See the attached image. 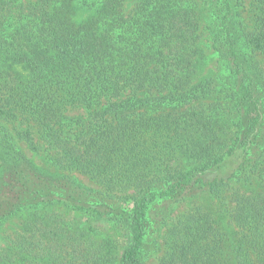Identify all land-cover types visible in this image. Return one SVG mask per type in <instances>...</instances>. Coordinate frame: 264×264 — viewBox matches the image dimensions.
<instances>
[{"label": "trees", "instance_id": "trees-1", "mask_svg": "<svg viewBox=\"0 0 264 264\" xmlns=\"http://www.w3.org/2000/svg\"><path fill=\"white\" fill-rule=\"evenodd\" d=\"M151 257L264 264V0H0V264Z\"/></svg>", "mask_w": 264, "mask_h": 264}, {"label": "rangeland", "instance_id": "rangeland-1", "mask_svg": "<svg viewBox=\"0 0 264 264\" xmlns=\"http://www.w3.org/2000/svg\"><path fill=\"white\" fill-rule=\"evenodd\" d=\"M27 153H28L30 156H32V157L35 159L36 162L41 163V157H40V156L37 157L34 153H31V152L28 151V150H27ZM78 177H79L81 180H83L85 183L91 185V181H90L86 176L78 174ZM155 261H156L155 257H151V259H150L148 262H146V264H154Z\"/></svg>", "mask_w": 264, "mask_h": 264}]
</instances>
